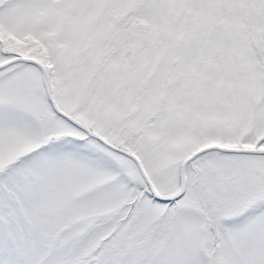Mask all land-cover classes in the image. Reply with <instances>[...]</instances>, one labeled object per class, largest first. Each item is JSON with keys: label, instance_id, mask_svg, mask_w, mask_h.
<instances>
[{"label": "snow or ice", "instance_id": "obj_1", "mask_svg": "<svg viewBox=\"0 0 264 264\" xmlns=\"http://www.w3.org/2000/svg\"><path fill=\"white\" fill-rule=\"evenodd\" d=\"M0 264H264V0H0Z\"/></svg>", "mask_w": 264, "mask_h": 264}]
</instances>
